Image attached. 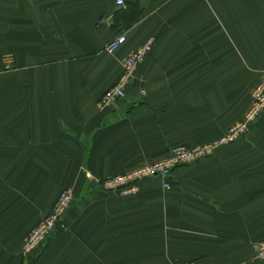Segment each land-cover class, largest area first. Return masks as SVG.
Wrapping results in <instances>:
<instances>
[{"label":"crops","instance_id":"crops-1","mask_svg":"<svg viewBox=\"0 0 264 264\" xmlns=\"http://www.w3.org/2000/svg\"><path fill=\"white\" fill-rule=\"evenodd\" d=\"M124 1L0 0V264H261L264 112L176 168L169 189L152 178L107 194L92 181L214 142L243 118L264 72V0ZM149 41L126 97L100 109ZM65 188L62 226L23 259L22 238Z\"/></svg>","mask_w":264,"mask_h":264},{"label":"built area","instance_id":"built-area-1","mask_svg":"<svg viewBox=\"0 0 264 264\" xmlns=\"http://www.w3.org/2000/svg\"><path fill=\"white\" fill-rule=\"evenodd\" d=\"M124 0H115V6L123 8ZM125 41L124 35L115 37L106 47L111 53ZM152 42H146L128 53L123 60V71L117 81L108 88L99 98L97 106L102 109L115 104L126 97V87L134 77L137 66L151 53ZM264 112V72H262L258 83L254 86L250 94V104L243 118L237 121L227 133L218 141L210 144L188 147L178 146L172 148L162 158L138 166L127 172L119 173L101 180H93L107 194H128L136 191L137 184L143 180L158 178L162 181L165 189L170 188V178L172 172L182 166L197 163L215 153L222 146L235 142L239 137L248 132L261 113ZM87 179H91L89 174H85ZM74 200L72 188H65L58 194L51 210L28 232L22 242L21 251L23 256H29L32 251L43 246L49 238L60 228L67 209ZM254 259L264 264V240L252 246Z\"/></svg>","mask_w":264,"mask_h":264},{"label":"rangeland","instance_id":"rangeland-1","mask_svg":"<svg viewBox=\"0 0 264 264\" xmlns=\"http://www.w3.org/2000/svg\"><path fill=\"white\" fill-rule=\"evenodd\" d=\"M235 123H236V122H235ZM235 123H234V124H235ZM234 124H233V125H234ZM233 125H231V126H233ZM231 126H230V127H231ZM230 127L227 129V131L230 129ZM226 133H227V132H226ZM226 133H225V134H226ZM225 134H224V135H225ZM222 137H223V136H222ZM222 137H221V138H222ZM221 138H220V139H221ZM220 139H218V140H220ZM218 140H216V141H218ZM216 141H214V142H216ZM211 143H212V142H211ZM207 144H210V143H207ZM203 145H206V144H203ZM199 146H202V145H199ZM135 168H136V167H135ZM131 170H132V169H131ZM134 192H135V191H134ZM134 192H132V193H134ZM59 193H60V192H59ZM117 194H122V193H117ZM42 218H43V217H42ZM42 218H41V219H42ZM41 219H40V220H41ZM40 220H39V221H40ZM39 221H38V222H39ZM38 222H37V223H38ZM37 223H36V224H37ZM36 224H35L34 226H36ZM34 226H33V227H34ZM33 227H32V228H33ZM30 230H31V229H30ZM30 230H29V231H30ZM27 234H28V233H27ZM27 234H26V235H27ZM26 235L22 238V242H23L24 238L26 237ZM21 246H22V243H21ZM21 256H22L23 259H26V256H23L22 251H21ZM27 257H28V256H27Z\"/></svg>","mask_w":264,"mask_h":264}]
</instances>
